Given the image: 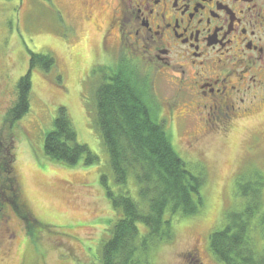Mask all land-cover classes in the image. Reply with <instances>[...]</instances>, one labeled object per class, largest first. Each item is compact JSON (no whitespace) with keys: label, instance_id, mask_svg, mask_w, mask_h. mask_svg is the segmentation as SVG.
Returning <instances> with one entry per match:
<instances>
[{"label":"rangeland","instance_id":"rangeland-1","mask_svg":"<svg viewBox=\"0 0 264 264\" xmlns=\"http://www.w3.org/2000/svg\"><path fill=\"white\" fill-rule=\"evenodd\" d=\"M82 9V0H0V128L16 100L17 82L29 70L30 55L54 60L49 70L31 72L29 112L14 130L13 170L23 212L30 215L27 222L33 228L29 232L11 206L0 211V264H98L100 243L115 220L101 176L107 177L106 187L113 193L138 200L132 177L125 187L113 183L105 147L93 124L92 92L99 76L92 71L100 67L107 73L121 62L120 52L109 44L117 41L116 33L102 40L110 11L105 8L85 20ZM138 73L174 152L190 172H202L205 178L200 211L189 217L175 216L172 240L151 248L147 264H193L194 249L201 264H221L209 250V236L224 228L228 213L241 209L237 184L255 173L264 178V108L238 122L227 135L217 133L204 139L199 151L205 160L198 162L199 153L187 151L189 128L171 121L166 110L174 90L157 81L154 93ZM60 107L68 114L77 142L95 157L92 164L84 165L82 159L68 167L45 155L44 136L53 130Z\"/></svg>","mask_w":264,"mask_h":264},{"label":"trees","instance_id":"trees-1","mask_svg":"<svg viewBox=\"0 0 264 264\" xmlns=\"http://www.w3.org/2000/svg\"><path fill=\"white\" fill-rule=\"evenodd\" d=\"M51 56L30 55L29 70L16 85V100L8 109L0 131V211L11 206L27 230L33 228L30 215L23 212L21 195L14 174L15 127L29 112L31 72L49 70ZM100 68V67H99ZM95 69L98 84L94 89V123L108 157L107 171L116 186L127 185L133 178L138 200L127 194L105 189L115 220L100 243L98 264H147L151 248L161 241H171L175 216L196 215L203 206L202 172L194 174L174 152L171 137L158 121L151 104V93L139 73L120 64L103 72ZM54 128L44 139V153L55 163L74 167L83 159L90 165L95 157L77 142L65 108L58 109ZM1 133V132H0ZM264 178L253 174L237 184L241 209L226 216L222 230L209 236V250L221 264H264ZM149 251V252H148ZM141 256V257H140ZM143 258V261L141 260ZM141 260V261H140ZM193 264H201L196 258Z\"/></svg>","mask_w":264,"mask_h":264},{"label":"flooded vegetation","instance_id":"flooded-vegetation-1","mask_svg":"<svg viewBox=\"0 0 264 264\" xmlns=\"http://www.w3.org/2000/svg\"><path fill=\"white\" fill-rule=\"evenodd\" d=\"M82 6L85 20L110 11L102 40L116 33L115 44L107 43L120 52L117 66L141 72L154 93L157 81L174 90L166 110L189 128L187 151L199 153L198 162L205 160L204 139L227 135L264 108V0H82ZM193 256L199 261L196 249Z\"/></svg>","mask_w":264,"mask_h":264}]
</instances>
